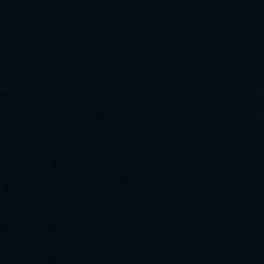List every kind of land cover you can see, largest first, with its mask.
<instances>
[{
	"label": "water",
	"instance_id": "95a60500",
	"mask_svg": "<svg viewBox=\"0 0 264 264\" xmlns=\"http://www.w3.org/2000/svg\"><path fill=\"white\" fill-rule=\"evenodd\" d=\"M0 264H264V0H0Z\"/></svg>",
	"mask_w": 264,
	"mask_h": 264
}]
</instances>
